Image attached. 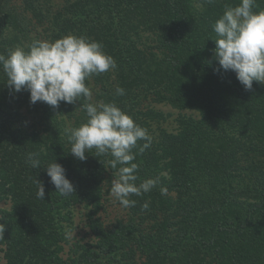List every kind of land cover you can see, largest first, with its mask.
Returning <instances> with one entry per match:
<instances>
[{"label":"trees","instance_id":"obj_1","mask_svg":"<svg viewBox=\"0 0 264 264\" xmlns=\"http://www.w3.org/2000/svg\"><path fill=\"white\" fill-rule=\"evenodd\" d=\"M69 1L53 13L52 0H0V54L29 46L35 37L27 28L46 24L52 42L83 35L115 49L119 75L111 82L113 73L94 74L91 100L81 96L54 111L44 102L32 104L28 91L9 87L0 66L5 264H264V83L246 90L214 54L213 25L225 6L240 0H200L199 6L195 0ZM260 10L264 0H256L253 11ZM118 86L125 95L116 94ZM98 101L115 103L147 129L151 146L143 154L133 149L136 183L158 181L151 192L131 195L136 204L126 208L128 219L110 228L100 212L121 166L111 168L112 157L97 156L95 149L79 160L65 135V128L87 121L81 106ZM159 105L180 111L171 126L172 114ZM30 153L39 154L38 168ZM54 162L75 188L68 197L47 175ZM37 181L44 199L37 198ZM78 206L89 210L95 243L66 234Z\"/></svg>","mask_w":264,"mask_h":264},{"label":"clouds","instance_id":"obj_2","mask_svg":"<svg viewBox=\"0 0 264 264\" xmlns=\"http://www.w3.org/2000/svg\"><path fill=\"white\" fill-rule=\"evenodd\" d=\"M212 2V0H209ZM256 0H240L237 6H225L223 14L213 25L217 38L214 40L215 59L224 71H232L246 90L253 82L264 83V10L253 11ZM0 66L8 77V86L19 93L28 91L30 102H44L58 107L61 102L74 104L79 97L92 99V90L86 80L117 68L115 59L103 50L100 42L86 36L66 35L54 42L33 41L27 50L17 46L7 56L0 54ZM117 95L125 90L116 88ZM87 121L75 128H65L71 143V154L81 161L87 159L86 152L95 149L97 156L110 155L111 168L118 165V178L112 180L111 195L122 207L135 206L131 195L141 196L151 192L158 181L146 179L137 184L136 175L139 154L151 146L147 129L136 124L131 116L115 103L98 101L81 106ZM146 141L142 146L138 141ZM38 153L29 154L33 168L40 166ZM47 175L61 196L75 193V188L66 176L65 168L54 162L47 166ZM38 199H44L45 188L38 182ZM161 195L168 189L161 188ZM143 208H149L145 202ZM71 238V231L67 233Z\"/></svg>","mask_w":264,"mask_h":264},{"label":"rangeland","instance_id":"obj_3","mask_svg":"<svg viewBox=\"0 0 264 264\" xmlns=\"http://www.w3.org/2000/svg\"><path fill=\"white\" fill-rule=\"evenodd\" d=\"M7 1L11 5L13 4L12 0H7ZM84 1L89 2L88 0H84ZM52 2H53L52 5H54L53 6V13H55L57 10H55L54 8L58 7L63 2V0H52ZM195 2L198 6L201 5L200 0H195ZM72 3H77V2H76V0H70L69 4H72ZM106 24L107 23H104V24H102V26H105ZM45 25L46 24H43L41 26L33 24L34 27L29 26L27 28V30L33 32L32 36L35 37L33 41L41 40V41L52 42L50 39L46 38V37H50L51 32L46 33L45 28H44ZM62 37H64V36H62ZM129 37H132V36H129ZM116 40H118V39L116 38ZM32 42H31V44H32ZM24 48L27 50L28 46H26ZM13 50H15V49H13ZM103 50L108 55L112 56L116 60L117 51L115 49L110 48L107 50V49L103 48ZM117 69L118 68L112 69L108 72L99 74L98 76L107 78L109 76L107 74L113 73L110 81L116 82L119 78ZM98 76H92L90 78V80H89V82L91 81L89 84L90 88H91V83H92L93 79H95ZM93 89L96 90V87H94V86L92 87V92H93ZM61 103H65V102H61ZM157 108L166 112V113L172 114L168 118V120H169V122L167 123L168 126L172 125V122L175 121V118L178 116V114L180 112L179 110L173 109L172 107L166 106V105H159V106H157ZM56 109H57V107L54 108V111ZM69 109H71L73 111V109L71 107ZM78 109H79L78 106L75 105L74 110H78ZM182 113L197 116V113L193 112V111L186 110V111H182ZM109 185H112V183ZM3 207H8V205L0 204V209ZM88 212H89V210L87 208H85L84 206H78L77 207L76 211L74 212L72 224L68 228V231L70 230L72 233L70 239H72L74 241H81V243H83V244L84 243L91 244V243L96 242L94 235L91 233V230L89 227ZM100 216H101V219L104 222L105 226L110 228L113 225H115L118 221H126L128 219V210L125 207H122L120 205L119 201L116 200V198L114 196H112L111 192H110L105 197V209L100 212ZM3 249H5V246L0 244V264H5L4 250ZM65 255H67V254H65ZM136 257H137V261L139 262L141 260L140 255H137Z\"/></svg>","mask_w":264,"mask_h":264}]
</instances>
